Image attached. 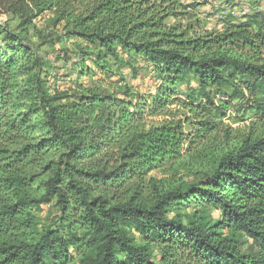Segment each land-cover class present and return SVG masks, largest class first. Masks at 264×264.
Segmentation results:
<instances>
[{
	"label": "trees",
	"instance_id": "obj_1",
	"mask_svg": "<svg viewBox=\"0 0 264 264\" xmlns=\"http://www.w3.org/2000/svg\"><path fill=\"white\" fill-rule=\"evenodd\" d=\"M20 1L7 12L21 26L52 13L58 41L84 44L82 65L92 58L106 74L125 52L152 65L157 81L137 102L97 87L59 102L49 62L0 25V264H264V135L187 186L149 177L182 153L184 126L204 137L215 128L207 117L225 109L264 119L260 6L209 30L191 12L203 2ZM188 74L196 90L177 87ZM172 107L191 116L175 118ZM52 201L55 222L40 227L35 212Z\"/></svg>",
	"mask_w": 264,
	"mask_h": 264
},
{
	"label": "rangeland",
	"instance_id": "obj_2",
	"mask_svg": "<svg viewBox=\"0 0 264 264\" xmlns=\"http://www.w3.org/2000/svg\"><path fill=\"white\" fill-rule=\"evenodd\" d=\"M187 2H203L191 8L195 18L203 22L209 30L214 26L219 27L221 19L232 17L242 19L232 12L238 11L245 3L251 6H260L261 11L264 0H186ZM256 1V2H254ZM20 5V0H0V25H5L14 34H21L26 37V43L34 49L41 58L50 64L47 80L50 94L59 97V102H67L74 99L79 93L80 87H97L104 94H113L129 101L137 102L139 98L148 96L153 90L157 81L154 76L152 65L143 62L142 58L122 52L120 60L110 59L109 72L104 74L93 66V61L87 59L81 64L79 51L84 44H77L74 39L58 41L61 34L59 25L53 22L54 15L45 12L32 18L31 23L21 26L22 17L19 13L7 12L10 4ZM197 4V3H196ZM166 22L174 23V18L169 17ZM186 21H183V24ZM2 38V36L0 37ZM87 67L94 70L90 76H80V68ZM81 85V86H79ZM181 90H196L197 83L192 74L177 84ZM125 94H127L125 96ZM175 118L190 117L186 110L171 108ZM203 119L200 117L198 120ZM208 120L214 122V130L204 137H197L191 127L186 125L183 128L185 140L182 153L176 157H169L164 164L151 171L149 177H153L160 186L172 184L174 186H187L197 181L201 174L211 171L222 156L226 153L237 150L247 139H257L264 135V119L255 115L253 111L246 113L238 110L225 109L222 117L208 116ZM148 124L160 121V117L146 119ZM180 210L185 211L186 208ZM194 206L190 205L189 211ZM57 207L53 201L43 205L42 209L36 210L35 218L40 227H45L55 222ZM180 214H183L182 211ZM211 217L216 222L220 214L211 210ZM136 237L138 234L132 230ZM245 243L243 250L249 244L246 237H241Z\"/></svg>",
	"mask_w": 264,
	"mask_h": 264
},
{
	"label": "built area",
	"instance_id": "obj_3",
	"mask_svg": "<svg viewBox=\"0 0 264 264\" xmlns=\"http://www.w3.org/2000/svg\"><path fill=\"white\" fill-rule=\"evenodd\" d=\"M249 11L248 4L245 3L244 6H241L240 9L236 12H232L234 15H239V16H245Z\"/></svg>",
	"mask_w": 264,
	"mask_h": 264
}]
</instances>
